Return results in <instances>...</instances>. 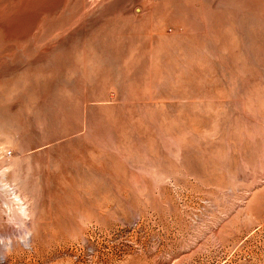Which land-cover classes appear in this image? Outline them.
<instances>
[{
	"label": "rangeland",
	"instance_id": "1",
	"mask_svg": "<svg viewBox=\"0 0 264 264\" xmlns=\"http://www.w3.org/2000/svg\"><path fill=\"white\" fill-rule=\"evenodd\" d=\"M0 264H264V0H0Z\"/></svg>",
	"mask_w": 264,
	"mask_h": 264
},
{
	"label": "bare ground",
	"instance_id": "2",
	"mask_svg": "<svg viewBox=\"0 0 264 264\" xmlns=\"http://www.w3.org/2000/svg\"><path fill=\"white\" fill-rule=\"evenodd\" d=\"M14 188V187H13ZM14 190L13 194H14V198L17 201V210L16 212L20 213L19 216H21V218L23 219V224H24V230L25 232L23 233V235L21 236V239L24 241H30L33 238V216H32V211L30 208V203L28 202V200L25 198V196H23V194L17 192V190ZM19 191V190H18ZM4 212V211H3ZM6 214V213H5ZM7 215V214H6ZM9 215H11L10 217L12 218V213L11 211L9 212ZM8 216V215H7ZM10 218V219H11ZM13 219V218H12ZM21 219V220H22ZM2 223V222H1ZM6 240V239H5ZM11 242L16 243L18 242V240H14V238H10ZM9 240V241H10ZM17 245V244H16ZM20 245V244H19ZM12 246V243H11ZM7 252V251H6Z\"/></svg>",
	"mask_w": 264,
	"mask_h": 264
}]
</instances>
